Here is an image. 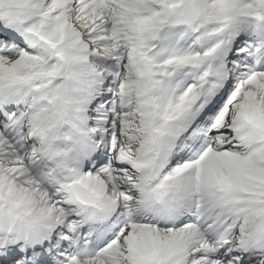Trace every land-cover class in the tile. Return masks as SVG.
Segmentation results:
<instances>
[{
  "label": "snow or ice",
  "instance_id": "obj_1",
  "mask_svg": "<svg viewBox=\"0 0 264 264\" xmlns=\"http://www.w3.org/2000/svg\"><path fill=\"white\" fill-rule=\"evenodd\" d=\"M0 264H264V0H0Z\"/></svg>",
  "mask_w": 264,
  "mask_h": 264
}]
</instances>
